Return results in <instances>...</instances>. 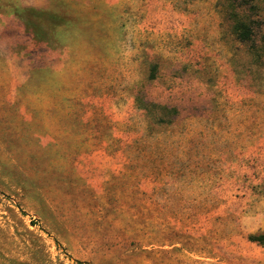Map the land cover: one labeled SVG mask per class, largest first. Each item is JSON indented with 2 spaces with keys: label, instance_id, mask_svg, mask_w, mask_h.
I'll return each instance as SVG.
<instances>
[{
  "label": "rangeland",
  "instance_id": "1",
  "mask_svg": "<svg viewBox=\"0 0 264 264\" xmlns=\"http://www.w3.org/2000/svg\"><path fill=\"white\" fill-rule=\"evenodd\" d=\"M249 234L264 0H0V264H264Z\"/></svg>",
  "mask_w": 264,
  "mask_h": 264
},
{
  "label": "trees",
  "instance_id": "2",
  "mask_svg": "<svg viewBox=\"0 0 264 264\" xmlns=\"http://www.w3.org/2000/svg\"><path fill=\"white\" fill-rule=\"evenodd\" d=\"M232 31L235 34L236 39L243 43H251L256 46L257 40L255 37V28L253 21L237 16L232 25ZM142 103L149 107L152 112V120L158 126H173L180 120V109L176 106L165 105L157 102H152L146 98L141 99ZM160 113H164L165 117H159ZM248 239L250 241L259 242L264 244V234L256 235L249 234Z\"/></svg>",
  "mask_w": 264,
  "mask_h": 264
}]
</instances>
